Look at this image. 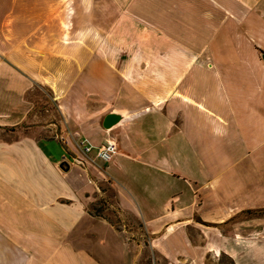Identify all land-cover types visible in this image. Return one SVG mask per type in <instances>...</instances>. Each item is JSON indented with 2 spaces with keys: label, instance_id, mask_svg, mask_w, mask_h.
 <instances>
[{
  "label": "crops",
  "instance_id": "crops-1",
  "mask_svg": "<svg viewBox=\"0 0 264 264\" xmlns=\"http://www.w3.org/2000/svg\"><path fill=\"white\" fill-rule=\"evenodd\" d=\"M258 54L264 0H0V106H12L0 114V264H145L146 249L151 264H264ZM35 106L52 108L39 120ZM113 111L122 119L105 130ZM57 133L76 158L39 148ZM105 140L116 151L97 166ZM63 162L91 192L72 195ZM105 185L116 234L90 210Z\"/></svg>",
  "mask_w": 264,
  "mask_h": 264
},
{
  "label": "rangeland",
  "instance_id": "rangeland-1",
  "mask_svg": "<svg viewBox=\"0 0 264 264\" xmlns=\"http://www.w3.org/2000/svg\"><path fill=\"white\" fill-rule=\"evenodd\" d=\"M260 59L262 60L261 58V55L258 54ZM12 106H0V114H5V112L7 110H10ZM52 108L51 106H35L34 109H33V113L34 114H38V117H39V120L42 119V117L44 115H46L48 117L49 115V112L46 110V109H50ZM54 108L57 110V107L54 106ZM14 111V110H12ZM58 111V110H57ZM4 112V113H3ZM15 114H17V111H14ZM2 116V115H0ZM12 117V115L10 116ZM13 117H17L16 115H14ZM46 117V118H47ZM44 124V121H38L36 123H34L32 126L35 127V126H40ZM27 127H29L28 125H25L23 124L22 125V135H26L29 133V130H27ZM65 131L68 132V130L66 129ZM15 135L17 134V136H19L18 132H15L14 133ZM48 136L47 138L51 139V138H54V136H51L49 137V135L45 134L44 133V137ZM56 136H58V133L56 134ZM71 137V136H70ZM23 139V138H22ZM57 142L56 141H53V140H46V141H42L40 144H39V148L41 147V149L43 150V152L46 153V155H48V157H50V159H54L56 162H58L59 160V157H64L66 159V161H70L72 160L74 157L76 158V154H74V152H70L67 150V140L63 137H60L58 136L56 138ZM77 139H74L72 138V145L74 146V148L77 149L76 147V144H77ZM66 144V145H65ZM65 146V147H64ZM24 151V150H23ZM76 153V152H75ZM94 150L90 153L91 156H93L94 154ZM97 160L95 161V164L97 166H99L102 162L101 159L99 158H96ZM50 161V160H49ZM23 162L26 163L27 165V162H28V165L29 166H33V167H36L39 168H43V169H48L45 165H42V163L35 161V159H32V160H23ZM52 163V166H53V162ZM27 165V166H28ZM43 166V167H42ZM65 172V175H67L66 178V181L68 182L69 184V187H70V192L72 193V195L76 198L78 196L81 195V193L83 192H91L92 190V185H90L89 183H87V179L88 178V175L87 174H84V176H82V173L80 172H76V171H64ZM90 175H92V173L90 172ZM23 179L24 178H28L29 176H26L25 174L22 175ZM45 177H48L50 178V175H46ZM93 177V176H92ZM64 184H65V181H63ZM21 184L23 185V183L21 182ZM108 185H105L104 186V189H105V192L101 195V196H95L96 199L91 203L90 205V210L92 211V213L96 214V213H100V214H104V216L108 217L109 219H111V224H110V227L109 229L111 230V234H116L115 231H120L121 229V226L123 225L122 221L120 220L121 218L119 217V213L117 211V207L115 206L114 204V201H112V197H113V193L111 191V189H109V187H107ZM103 189V190H104ZM24 195V193H23ZM26 195V194H25ZM82 200H85L84 198H82ZM130 225L132 228L134 229H139V224L138 222L135 221V219L131 218L130 217ZM120 221V222H119ZM95 229V228H94ZM97 230L99 231V233L102 235V237H110L109 235H107V230L108 229H103V228H100L97 226ZM108 230V231H110ZM117 236H121V235H118ZM109 240V243L113 242V240L111 239H108ZM118 242L120 243V239L118 238ZM73 243V242H72ZM78 243L77 241H75V243L73 244L75 247L78 246ZM94 243V242H93ZM113 244V243H111ZM85 247H87L88 249H92L93 247V244L90 240H86V243H85ZM104 247V246H103ZM96 250L99 249L98 247H95ZM112 246L110 245V248L108 246H106V250H111ZM101 250V249H99ZM105 251V250H104ZM130 257L131 255H128L127 256V261L128 263H130ZM156 255L155 254H151L149 252L148 249L145 250V253L143 255L140 256V261L142 263H149L151 264L152 263V260H156ZM106 261L108 264H110V259H111V253L110 254H107L106 255Z\"/></svg>",
  "mask_w": 264,
  "mask_h": 264
},
{
  "label": "built area",
  "instance_id": "built-area-1",
  "mask_svg": "<svg viewBox=\"0 0 264 264\" xmlns=\"http://www.w3.org/2000/svg\"><path fill=\"white\" fill-rule=\"evenodd\" d=\"M76 147L77 151L82 156H87L89 151L91 150V146L83 139L77 141ZM115 151V142L113 140H105L98 146L95 155L96 158L106 161L111 157L112 154H114Z\"/></svg>",
  "mask_w": 264,
  "mask_h": 264
},
{
  "label": "water",
  "instance_id": "water-1",
  "mask_svg": "<svg viewBox=\"0 0 264 264\" xmlns=\"http://www.w3.org/2000/svg\"><path fill=\"white\" fill-rule=\"evenodd\" d=\"M262 61L264 62V56H262ZM122 119V114L118 113V112H109L107 113L101 122V125L103 127V129L105 130H109L110 128H112L113 126H115L116 124H118ZM64 163V164H63ZM59 165V167L61 169H63L64 171H67L68 169V165L63 162ZM63 165H66L65 167H63Z\"/></svg>",
  "mask_w": 264,
  "mask_h": 264
},
{
  "label": "trees",
  "instance_id": "trees-1",
  "mask_svg": "<svg viewBox=\"0 0 264 264\" xmlns=\"http://www.w3.org/2000/svg\"><path fill=\"white\" fill-rule=\"evenodd\" d=\"M207 264H233V261L227 257L226 255H221L217 260L216 262H209Z\"/></svg>",
  "mask_w": 264,
  "mask_h": 264
}]
</instances>
